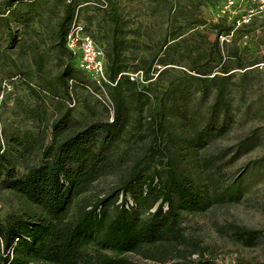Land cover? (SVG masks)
Instances as JSON below:
<instances>
[{
    "label": "trees",
    "instance_id": "1",
    "mask_svg": "<svg viewBox=\"0 0 264 264\" xmlns=\"http://www.w3.org/2000/svg\"><path fill=\"white\" fill-rule=\"evenodd\" d=\"M243 3L247 9L256 6V1ZM9 4L0 1V29L11 39L13 12L5 11ZM256 10L246 24L233 29L235 36L264 24V11ZM71 17L66 7L57 29L63 50ZM231 27L225 24L214 31L211 44L217 51L218 35L229 34ZM151 63L152 59L145 69H131L150 79L151 83L139 87L137 78L129 79L122 74L124 66L110 60V75H106L109 121L77 125L65 107L50 123L46 144L27 134L4 148L0 145V187L23 203L20 213L0 219V264H216L195 239L183 233L180 217L242 197L241 174L228 177L223 168L248 149L244 141L204 151L211 140L226 132L230 73L224 66H219L221 75L209 64L189 67L192 74L182 72L183 78L169 82L154 105L149 103L156 94L148 87L166 70L158 67L146 76ZM169 63L161 61L162 66ZM77 74L70 66L57 72L52 79L55 96H68L67 82ZM192 84L196 87L191 90ZM197 92L199 103L212 97L203 111L191 104ZM165 97L168 104L163 102ZM143 111L146 125L159 128L163 142L158 147L152 133L137 155L120 151V142L133 127L132 118ZM230 152L232 156L225 159ZM28 154L37 160L20 162L23 171L18 173L16 161ZM247 168L245 163L243 171ZM109 175L115 176V183L105 192L91 193L94 182ZM221 227L243 246L255 245L259 237L258 231L245 226L227 223ZM127 253L150 262H134Z\"/></svg>",
    "mask_w": 264,
    "mask_h": 264
},
{
    "label": "rangeland",
    "instance_id": "2",
    "mask_svg": "<svg viewBox=\"0 0 264 264\" xmlns=\"http://www.w3.org/2000/svg\"><path fill=\"white\" fill-rule=\"evenodd\" d=\"M66 7L72 17L63 50L57 29ZM5 8L11 9L13 15L9 22L12 38L4 36L0 29L2 148L27 134L35 142L46 144L50 123L65 107L70 108L77 125L109 121L106 75H110L111 59L124 66L122 74L137 78L139 87L151 83L150 79L144 80L141 71L132 73L131 69H145L151 59L146 76L165 67L164 74L148 87L156 94H152L149 103L154 105L163 88L183 78L182 72L188 73L189 67L209 64L219 75V66L228 69L227 129L224 135L211 140L204 151L213 152L244 141L248 149L223 168L228 177L241 174L242 197L238 202L213 206L204 212L182 214L180 225L183 233L195 239L205 256L216 264H264V24L241 36L232 33L246 24L256 9L264 11V2L257 1L256 6L247 9L243 0H10ZM225 24L232 27L229 34L218 35L217 51L211 41L214 31ZM72 26L77 41L70 50L66 38ZM173 36L178 37L170 40ZM88 44L95 53L99 52L106 79L100 84L92 73L79 68L83 46ZM161 61L170 63L162 66ZM67 66L78 74L67 82L68 96L57 93L56 97L52 79ZM195 87L196 84L190 85L191 90ZM197 96L198 92L191 104L203 111L212 97L208 95L199 103ZM163 102L168 104L169 99L165 97ZM146 112L132 116L133 127L120 142V151L137 155L152 133L160 147L164 138L159 136V128H148ZM231 156L230 152L224 158ZM36 160L28 154L16 161L15 168L21 173L20 162ZM245 163L248 168L243 171ZM115 180L113 175L98 179L91 193L105 192ZM22 210V200L0 187V219ZM227 223L258 231L256 244L243 246L235 241L230 231L221 227ZM124 255L134 262H150L135 253Z\"/></svg>",
    "mask_w": 264,
    "mask_h": 264
},
{
    "label": "built area",
    "instance_id": "3",
    "mask_svg": "<svg viewBox=\"0 0 264 264\" xmlns=\"http://www.w3.org/2000/svg\"><path fill=\"white\" fill-rule=\"evenodd\" d=\"M251 1L264 2V0H251ZM74 34L76 35L74 28L72 26V30L70 31V34L66 38V44L70 50H73L75 42L77 41ZM98 55L99 52L95 53L89 44L84 45L82 57L79 59V68L86 73H92L93 77L96 78L97 83L100 84V82H104L106 79H105V72L102 66V62L98 57ZM107 108L111 113V103L109 104V106H107Z\"/></svg>",
    "mask_w": 264,
    "mask_h": 264
},
{
    "label": "water",
    "instance_id": "4",
    "mask_svg": "<svg viewBox=\"0 0 264 264\" xmlns=\"http://www.w3.org/2000/svg\"><path fill=\"white\" fill-rule=\"evenodd\" d=\"M0 1H10V0H0Z\"/></svg>",
    "mask_w": 264,
    "mask_h": 264
}]
</instances>
